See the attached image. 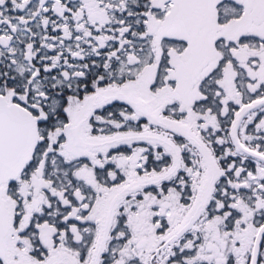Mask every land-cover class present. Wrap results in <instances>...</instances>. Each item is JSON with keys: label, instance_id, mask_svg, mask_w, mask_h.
Returning a JSON list of instances; mask_svg holds the SVG:
<instances>
[{"label": "snow or ice", "instance_id": "obj_1", "mask_svg": "<svg viewBox=\"0 0 264 264\" xmlns=\"http://www.w3.org/2000/svg\"><path fill=\"white\" fill-rule=\"evenodd\" d=\"M0 264H264V0H0Z\"/></svg>", "mask_w": 264, "mask_h": 264}]
</instances>
